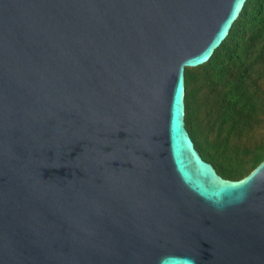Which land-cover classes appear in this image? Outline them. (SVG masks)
Here are the masks:
<instances>
[{"label": "water", "instance_id": "obj_1", "mask_svg": "<svg viewBox=\"0 0 264 264\" xmlns=\"http://www.w3.org/2000/svg\"><path fill=\"white\" fill-rule=\"evenodd\" d=\"M245 1L0 0V264H264V160L185 124Z\"/></svg>", "mask_w": 264, "mask_h": 264}, {"label": "trees", "instance_id": "obj_2", "mask_svg": "<svg viewBox=\"0 0 264 264\" xmlns=\"http://www.w3.org/2000/svg\"><path fill=\"white\" fill-rule=\"evenodd\" d=\"M185 124L225 178L264 160V0H246L211 57L185 70Z\"/></svg>", "mask_w": 264, "mask_h": 264}]
</instances>
